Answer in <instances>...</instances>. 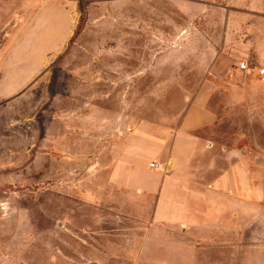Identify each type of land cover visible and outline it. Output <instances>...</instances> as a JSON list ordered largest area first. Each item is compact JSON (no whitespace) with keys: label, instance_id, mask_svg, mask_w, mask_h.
Here are the masks:
<instances>
[{"label":"rangeland","instance_id":"1","mask_svg":"<svg viewBox=\"0 0 264 264\" xmlns=\"http://www.w3.org/2000/svg\"><path fill=\"white\" fill-rule=\"evenodd\" d=\"M259 67L264 0H0V264H264ZM206 78L204 211L154 222L157 193L111 166L170 139Z\"/></svg>","mask_w":264,"mask_h":264},{"label":"crops","instance_id":"2","mask_svg":"<svg viewBox=\"0 0 264 264\" xmlns=\"http://www.w3.org/2000/svg\"><path fill=\"white\" fill-rule=\"evenodd\" d=\"M211 89V80L201 81L170 139L148 133L133 134L111 166L109 179L112 182L157 193L154 222L173 225L178 220L182 223L191 212L204 211L199 197L193 191L187 194V188L198 181V175L193 172L195 158L215 147V141L200 131L216 118L208 104ZM153 161L157 162L156 166L150 164ZM208 189L212 197H220L214 183H209Z\"/></svg>","mask_w":264,"mask_h":264},{"label":"built area","instance_id":"3","mask_svg":"<svg viewBox=\"0 0 264 264\" xmlns=\"http://www.w3.org/2000/svg\"><path fill=\"white\" fill-rule=\"evenodd\" d=\"M240 66L243 67V68H247V69L250 68V67L247 65L246 62H241ZM254 68H255V67H254ZM256 70H257L258 73H263V72H264V67H259V68H257ZM150 164H151L152 166H156V165H157V162H156V161H153V162H151Z\"/></svg>","mask_w":264,"mask_h":264}]
</instances>
